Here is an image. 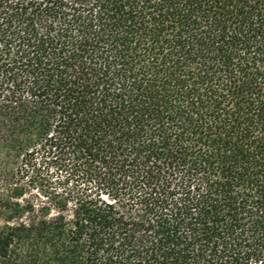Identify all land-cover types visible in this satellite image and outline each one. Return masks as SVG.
<instances>
[{"label":"trees","instance_id":"trees-1","mask_svg":"<svg viewBox=\"0 0 264 264\" xmlns=\"http://www.w3.org/2000/svg\"><path fill=\"white\" fill-rule=\"evenodd\" d=\"M0 221V264H264V0H0Z\"/></svg>","mask_w":264,"mask_h":264},{"label":"rangeland","instance_id":"rangeland-1","mask_svg":"<svg viewBox=\"0 0 264 264\" xmlns=\"http://www.w3.org/2000/svg\"><path fill=\"white\" fill-rule=\"evenodd\" d=\"M27 180V178H24V182ZM20 181H22L21 179H19V178H16V179H14L12 182L13 183H17V182H20ZM2 224V222L0 221V225Z\"/></svg>","mask_w":264,"mask_h":264}]
</instances>
